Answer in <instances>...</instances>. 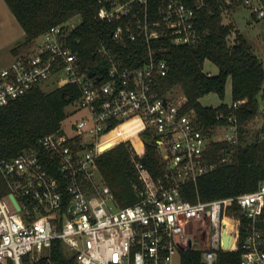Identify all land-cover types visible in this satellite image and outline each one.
Wrapping results in <instances>:
<instances>
[{
  "label": "built area",
  "instance_id": "2783aa9c",
  "mask_svg": "<svg viewBox=\"0 0 264 264\" xmlns=\"http://www.w3.org/2000/svg\"><path fill=\"white\" fill-rule=\"evenodd\" d=\"M240 9L249 12L250 23L264 21V0H99L98 20L113 27L111 40L96 49L104 77L83 69L71 43L78 42L72 34L79 23L73 30L71 21L42 36L36 53L0 69V111L56 78L60 87L79 88L81 96L70 106L84 112L69 129L62 127L36 148L0 161L9 189L0 197V264H22L25 256L37 264L56 241L77 264H182L183 253L192 250L201 252L203 264H217L224 235L236 238L227 215L234 202L244 219L240 264H264V181L255 191L211 202L193 203L183 194L186 186H197L233 163L245 146L238 116L221 113L218 119L226 124L205 129L194 111H186V100L161 96L156 88L169 72L159 56L164 43L196 46L206 35L201 12L219 11L228 26L227 18ZM259 114L264 119V109ZM132 121H137L133 131L142 141L140 148L132 137L118 144L105 141L114 132L120 136ZM143 134L157 145L166 176L154 178L144 165ZM128 141L134 147L138 200L120 208L97 161Z\"/></svg>",
  "mask_w": 264,
  "mask_h": 264
},
{
  "label": "trees",
  "instance_id": "16d2710c",
  "mask_svg": "<svg viewBox=\"0 0 264 264\" xmlns=\"http://www.w3.org/2000/svg\"><path fill=\"white\" fill-rule=\"evenodd\" d=\"M25 33V43L32 44L52 27L81 18L73 32L72 43L79 54L83 69L94 71L104 77L105 68L96 49L101 41H110L113 27L97 18L99 0H4ZM200 27L206 35L196 46H175L164 43L159 53L169 66L166 77L157 81L161 96L172 95L179 90L186 98V111H194L205 129L225 125L218 116L235 113L241 129L247 127L259 114L264 98V64L256 55L246 38L233 26L224 25L217 10L200 13ZM235 35V41L230 38ZM16 52V50H14ZM207 62L215 65L219 74L208 76ZM229 80L232 83V103L242 102L237 109L229 104L205 107L201 100L215 93L224 101ZM81 94L75 85H66L46 92L37 88L12 101L0 111V161L12 160L24 151L36 148L44 137L62 129L68 119V107L79 100ZM150 135V134H148ZM151 136V135H150ZM262 137V139H261ZM142 160L154 178L168 174L167 165L157 151V145L147 144ZM133 144L123 142L106 152L97 161V167L105 184L114 193L120 208L135 204L138 200L133 189L135 166L132 162ZM264 181V126L252 142H246L235 154L233 163L219 167L214 173L200 179L197 186L188 185L183 194L188 201L196 203L228 199L255 191ZM9 194L0 173V197ZM228 217L236 227V238L231 250H222L217 264H240L243 254V215L239 204L234 202L227 210ZM8 264H15L9 262ZM22 264H35L25 256ZM37 264H77L68 255L60 241L54 243L49 255ZM182 264H203L201 252L183 253Z\"/></svg>",
  "mask_w": 264,
  "mask_h": 264
},
{
  "label": "rangeland",
  "instance_id": "374dc122",
  "mask_svg": "<svg viewBox=\"0 0 264 264\" xmlns=\"http://www.w3.org/2000/svg\"><path fill=\"white\" fill-rule=\"evenodd\" d=\"M249 12L246 9H240L235 12L226 22L231 23L249 42L253 47L256 55L260 58L264 64V21H252L249 22ZM24 32L19 22L7 6L4 0H0V69L8 66L10 63L11 56L16 57V53L22 50V45L24 39L22 38ZM235 41V35L230 38V43ZM16 50V52H13ZM16 54V55H15ZM12 63V62H11ZM10 63V64H11ZM9 64V65H10ZM204 72L206 74L211 73L213 76L219 74L218 68L210 62L205 64ZM60 87L58 80L56 78L49 81L43 86V90L46 92H51ZM226 98L222 101L217 94L211 93L201 100V104L205 107H218L221 104H231L232 103V83L229 80L227 85ZM177 99L185 101L186 98L183 93L179 90H175L172 94ZM264 109V101L260 104V111ZM76 111L75 114H72ZM69 115L68 119L64 122L63 127L69 129L70 125L81 118L84 112L77 109L76 106H70L67 109ZM264 126V119L260 114L257 118L253 120L251 124L247 127V134L245 136V141L249 142L251 138H255L256 135L261 133ZM129 130L126 132V138H133L135 136V131ZM137 139V138H136ZM194 231L199 235L203 234L201 227H194Z\"/></svg>",
  "mask_w": 264,
  "mask_h": 264
},
{
  "label": "water",
  "instance_id": "95a60500",
  "mask_svg": "<svg viewBox=\"0 0 264 264\" xmlns=\"http://www.w3.org/2000/svg\"><path fill=\"white\" fill-rule=\"evenodd\" d=\"M80 20H81V18H75L74 21L70 22L71 28L73 30L76 29V27H77V25H78ZM94 76H95L94 72H90L89 73V77L90 78H93ZM98 80H100V79H98ZM263 95H264V93H263ZM262 101H264V98H262ZM141 137H142V139L144 140V142L146 144H153V139L150 136H148L146 134H143ZM11 200L19 208L18 202H17V200H16V198L14 196H11ZM233 243H234V237H232V236H230L228 234H225L224 237H223V248H224V250L225 251L231 250L232 247H233Z\"/></svg>",
  "mask_w": 264,
  "mask_h": 264
},
{
  "label": "bare ground",
  "instance_id": "6f19581e",
  "mask_svg": "<svg viewBox=\"0 0 264 264\" xmlns=\"http://www.w3.org/2000/svg\"><path fill=\"white\" fill-rule=\"evenodd\" d=\"M136 122L137 121H132V122H129L127 125H124L121 129H120V136H118V134H116L115 132L110 134L106 139L105 141L106 142H112V144H118L119 142L122 141L123 138H126L125 137V134L126 132H128L129 130H132V129H135V126H136ZM135 134V133H134ZM136 137V134L135 136L133 137L134 139V144L140 148L142 146V141Z\"/></svg>",
  "mask_w": 264,
  "mask_h": 264
},
{
  "label": "crops",
  "instance_id": "0c3cea01",
  "mask_svg": "<svg viewBox=\"0 0 264 264\" xmlns=\"http://www.w3.org/2000/svg\"><path fill=\"white\" fill-rule=\"evenodd\" d=\"M24 32V31H23ZM22 38L25 40V33L23 34ZM25 41L23 42V47H22V50L18 53H16V57L15 56H11V59H10V63L13 62L15 60V58L19 57V56H29V55H32L34 53H36V49H37V41L32 43V44H24ZM14 52V51H13ZM9 63V64H10ZM8 64V65H9ZM213 76V75H212Z\"/></svg>",
  "mask_w": 264,
  "mask_h": 264
}]
</instances>
